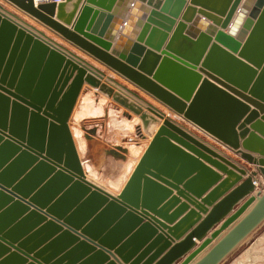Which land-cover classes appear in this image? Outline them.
<instances>
[{"label": "water", "instance_id": "1", "mask_svg": "<svg viewBox=\"0 0 264 264\" xmlns=\"http://www.w3.org/2000/svg\"><path fill=\"white\" fill-rule=\"evenodd\" d=\"M3 1L255 168L0 5V264H219L262 223L264 0Z\"/></svg>", "mask_w": 264, "mask_h": 264}, {"label": "rangeland", "instance_id": "2", "mask_svg": "<svg viewBox=\"0 0 264 264\" xmlns=\"http://www.w3.org/2000/svg\"><path fill=\"white\" fill-rule=\"evenodd\" d=\"M0 4L4 5L6 8L10 9L12 12L17 13V15H19L23 19L25 20L27 19L25 17L26 16L25 14H23L25 16L21 15L22 14L21 12H19L18 10L10 6L5 1L0 0ZM37 27L41 28L40 26H37ZM111 75L113 76L114 79H116L121 84L127 85L131 90H133L135 93L140 95V97H142L144 100H147L150 103H153L155 105L158 104L157 102L152 100L150 97L148 98L144 93L137 91L134 86L132 87L131 85H129L127 82L122 80L115 73L111 72ZM253 234H255L254 238H252L251 240L247 238L232 253L227 255L219 264H264V224L259 226L256 232H254Z\"/></svg>", "mask_w": 264, "mask_h": 264}, {"label": "crops", "instance_id": "3", "mask_svg": "<svg viewBox=\"0 0 264 264\" xmlns=\"http://www.w3.org/2000/svg\"><path fill=\"white\" fill-rule=\"evenodd\" d=\"M2 2V1H1ZM1 6H3L2 4H0ZM117 5V4H116ZM4 7V6H3ZM7 10H10V9H8V8H6ZM21 15H23V13L21 14ZM19 16V15H18ZM23 16H25V15H23ZM27 19H26V21H28L30 24H32V25H34V26H40L41 28H39V27H37L38 29H40L41 31H43V32H45V33H47V34H49L50 36H52V38L57 42V43H59V44H61V45H63V46H69L70 48H71V50L77 55V56H79V57H82L83 59H85V60H87L88 62H90L91 64H94L95 66L97 65V67L99 68V69H101L102 71H104L106 74H108L110 77H112L113 78V76L111 75V72L112 71H110V70H108L107 68H105L104 66H102L101 64H99L98 62H96L95 60H93L92 58H90L89 56H87L86 54H84V53H82L81 51H79L78 49H76V48H74L72 45H70L69 43H67L66 41H64V40H62L61 38H59L58 36H56L55 34H53L51 31H49V30H47V29H45L44 27H42L41 25H39V24H37L35 21L33 22V20L32 19H30V18H28L27 16H25ZM19 18H21V19H23L22 17H20L19 16ZM25 20V19H24ZM226 31V30H225ZM77 52V53H76ZM83 55V56H82ZM85 55V56H84ZM97 69V68H96ZM114 73V72H113ZM114 79V78H113ZM114 80H116V79H114ZM136 91V90H135ZM148 97V96H147ZM149 98V97H148ZM156 102V101H155ZM153 104V103H152ZM154 105V108L155 109H158V111H162V112H164V113H166V114H168L169 116H175V117H173V118H175V119H177V120H179L182 124H185L186 126H188L191 130H193V131H195L196 133H198V134H202L199 130H197V129H195L193 126H191L190 124H188V123H186L184 120H182L181 118H179L177 115H175L174 113H172L171 111H169L167 108H165L164 106H162L161 104H153ZM161 106V107H159V106ZM165 110V111H164ZM167 111V112H166ZM203 135V134H202ZM204 136V135H203ZM207 139H210V138H208L207 136H205ZM213 144H215L219 149H221V150H223L225 153H227L228 155H230L232 158H234V160H235V162L236 163H238V164H240V165H242V166H244V167H246L249 171H251V170H254V165H251V164H248L246 161H244V160H242L238 155H236V154H234V153H232V152H230L229 150H227L226 148H224V147H222L219 143H217V142H212ZM258 178H260V177H258ZM262 183H263V186H264V181H262ZM202 216H204L203 214H202ZM264 224V220L262 221V223H260V225L259 226H261V225H263ZM218 226L219 225H216L212 230H214L215 228H218ZM259 226L247 237L249 240H251L252 238H254V236H255V234H253L254 232H256V230L259 228ZM211 230V231H212ZM210 231V232H211ZM210 232L206 235V236H209V234H210ZM246 238V239H247ZM245 239V240H246ZM244 240V241H245ZM195 242H196V246L198 245V244H200V241H197V240H195Z\"/></svg>", "mask_w": 264, "mask_h": 264}, {"label": "bare ground", "instance_id": "4", "mask_svg": "<svg viewBox=\"0 0 264 264\" xmlns=\"http://www.w3.org/2000/svg\"><path fill=\"white\" fill-rule=\"evenodd\" d=\"M4 6V5H3ZM3 6H1V7H3ZM4 9H6V7L4 6L3 7ZM7 10V9H6ZM8 11H10V12H12L11 10H8ZM12 13H14V12H12ZM14 14H17V13H14ZM21 14V13H20ZM22 20H24V19H22ZM26 23H28V24H30L28 21H26V20H24ZM38 24V23H37ZM31 26H34V25H32V24H30ZM37 30H40V29H38L36 26H34ZM41 31V30H40ZM41 32H43V31H41ZM45 33V32H44ZM45 37H47L48 39H50V40H53L54 42H56L53 38H52V36H50L49 34H47V33H45V34H43ZM57 43V42H56ZM59 44V43H58ZM59 45H61V44H59ZM61 47H63V48H65V49H67L68 50V52H71V53H73V54H75L72 50H71V48L69 47V46H63V45H61ZM77 53V52H76ZM76 55V54H75ZM77 56V55H76ZM83 56V55H82ZM85 56V55H84ZM79 57V56H78ZM79 58H81L82 60H84L85 62H87L88 64H90L91 66H93L94 68H97V70H99L102 74H104V75H106L107 77H109L110 79H112V80H114L112 77H110L108 74H106L104 71H102L101 69H99L98 67H97V65L95 66L94 64H91L90 62H88L87 60H85V59H83L82 57H79ZM91 58V57H90ZM94 60V59H93ZM103 66V65H102ZM106 68V67H105ZM108 69V68H107ZM109 70V69H108ZM121 78V77H120ZM122 80H124L123 78H121ZM120 80V79H119ZM114 81H116V82H118L117 80H114ZM125 82H127L126 80H124ZM122 82V81H121ZM121 86H123L124 88H126L127 90H129L130 92H133V93H135L133 90H131L127 85H125V84H121L120 82H118ZM128 83V82H127ZM129 85H131L130 83H128ZM132 86V85H131ZM133 87V86H132ZM136 90L137 91H139L137 88H136ZM141 92V91H140ZM143 93V92H142ZM136 95H138L137 93H135ZM146 96H148L147 94H145ZM139 97H140V95H138ZM149 97V96H148ZM141 99H143L142 97H140ZM151 98V97H150ZM152 99V98H151ZM144 100V99H143ZM153 100V99H152ZM146 103H148V104H151L153 107H154V105L152 104V103H150L149 101H147V100H144ZM155 101V100H154ZM157 102V101H156ZM158 103V102H157ZM160 104V103H159ZM161 107V106H160ZM166 108V107H165ZM158 110V109H157ZM165 111V110H164ZM170 111V110H169ZM159 112H161L162 114H164V115H167V116H169L168 114H166V113H164V112H162V111H159ZM167 112V111H166ZM173 113V112H172ZM169 117H172V116H169ZM173 118V117H172ZM177 120V119H176ZM177 121H179V120H177ZM180 122V121H179ZM202 133V132H201ZM198 134V133H197ZM204 136H203V135ZM202 134H199L201 137H203L204 139H206L207 141H209L211 144H213L212 142H214L215 140H213V139H207L205 136V134L204 133H202ZM208 137V136H207ZM209 138V137H208ZM216 142V141H215ZM218 143V142H217ZM214 146H216L215 144H213ZM217 147V146H216Z\"/></svg>", "mask_w": 264, "mask_h": 264}, {"label": "built area", "instance_id": "5", "mask_svg": "<svg viewBox=\"0 0 264 264\" xmlns=\"http://www.w3.org/2000/svg\"><path fill=\"white\" fill-rule=\"evenodd\" d=\"M61 0H34V3L35 4H38V3H46V2H60Z\"/></svg>", "mask_w": 264, "mask_h": 264}]
</instances>
